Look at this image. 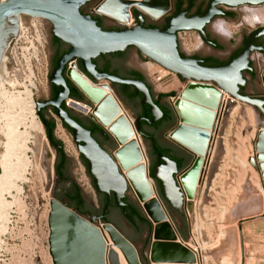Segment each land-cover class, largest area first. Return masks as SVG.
<instances>
[{
	"label": "rangeland",
	"instance_id": "rangeland-1",
	"mask_svg": "<svg viewBox=\"0 0 264 264\" xmlns=\"http://www.w3.org/2000/svg\"><path fill=\"white\" fill-rule=\"evenodd\" d=\"M174 1L176 2V0H172V2ZM208 1L205 0L206 5ZM84 8L86 13L90 12V7L86 5ZM170 13L160 19L147 16L148 21L151 24H164L165 19L170 16ZM27 17L32 18L21 15L20 19L23 20ZM102 17L106 21L107 26L119 25L113 19ZM42 20L46 29V38L44 46H42V57L44 63L48 65L49 73L46 76V70L44 69L41 74H38V76L40 75L38 78L39 92L35 90L33 92L35 101H45L48 99L51 84L50 74L54 67L53 62L50 60L54 36L50 31V23L44 19ZM236 23L238 25L237 41L242 45V41L248 33L258 27L264 26V3L261 5H245L238 8ZM129 24L130 26L137 24L134 16L131 18ZM216 25L217 19L210 24V28L214 34L220 36L229 46L231 43V35L224 37L219 34L220 31ZM27 31L24 32L25 35ZM193 34L191 33V35ZM195 35L198 37V34ZM183 36L182 39L178 38V40L180 50L184 54L192 55L197 53L205 55L203 51L197 49L199 47L198 44H196V51H194L193 47L188 49L187 42L190 40V35L183 34ZM28 37L29 39L31 38V36ZM254 53H252L251 58H253ZM216 54H220L223 60L228 56L227 51L216 52ZM147 61V64L140 62L136 55V49H132L126 65L145 66L155 90L166 93L171 91H177L178 94L181 93L187 81H178L177 78L174 79L176 82L173 81V78L176 76L172 72H170L171 78L170 76L169 78H165L168 74L166 69L148 58ZM76 62L83 69L80 59H76ZM253 65L255 70L258 67V73L260 74L263 70V68L261 71L259 69L260 63H257L255 60ZM68 67L69 64L67 65V69ZM159 72L160 80L156 74ZM245 76L249 81L243 87V91L264 96V85L259 75L252 76L248 72H245ZM109 82L95 81L96 84L102 85L104 88H106L105 85H110ZM4 86L5 92L7 93L1 99L0 103V264H57V245L53 243L52 235V222L54 223L55 216L58 213L53 201L55 199L53 196V187L56 181V151L49 142L44 123L38 112L37 115L41 120L40 127L47 144L53 152V157L52 152L50 153L51 155L49 154L45 158L41 157L42 159L40 158L41 155L37 156V153L30 152L26 156L27 160L24 159L23 161L24 157L19 156V151H16L17 153L15 152L14 144L11 146L12 151L9 150V145H11L8 143L10 129L14 127L12 121L15 118L19 119L18 113L22 111L15 105L18 100L15 101L13 99H15V95L17 97V92H23L25 88L18 85L15 86L14 84H5ZM222 93L219 90L217 94L222 97ZM83 96L88 103L81 102L92 107L94 114H97L95 110L97 108L96 102L90 100L85 94ZM119 101L124 109V112L121 109V114L125 115L130 123H133L135 112L129 104V97L120 98ZM226 102L223 110L221 112L219 110V118L217 126L214 129L209 160L207 159V164L203 167L204 174L197 187L194 199L187 202L183 215L174 210L168 202L166 203L170 209L173 221L182 230L181 244L194 250V264H264V220L256 221L254 219L255 216H262L264 214V185L259 170L249 163V157L251 156L253 158L257 155L254 143L261 128H264V115L260 114L251 105L238 100L231 99ZM220 103L221 100L218 103L219 105H217V109ZM121 105L119 104V107ZM15 108L16 110H13ZM9 111L14 116H16V112L17 117L10 116V119L6 115V113L10 115ZM85 115L91 116L92 113ZM46 116L55 120L56 129L54 134L63 142L66 153L77 156L78 153L75 150L72 132L66 129L52 108L46 111ZM30 120L28 117L27 119L25 118V122H22L23 120L20 121L23 123L24 128L20 125L19 127L17 126L18 129L33 134L34 130L29 127L31 124ZM129 134L126 135L125 138L127 139L124 141L122 138L120 139V137L116 136L114 144L108 142L104 144L112 156L117 159L120 168L133 184V180H131L129 175L131 171L128 170L126 172V168L131 163H138L142 158V152L140 144L137 142L139 145L137 146V143L135 141L133 142L132 138H128L131 137ZM140 140L145 152H148L149 155L150 149L148 142L142 137ZM121 152H125V154ZM255 163L258 165V161ZM141 164L142 166L144 165L142 161ZM25 166L26 168L24 169ZM6 170L9 173L7 174V178L3 180ZM72 172L74 177L89 192H93L89 185L85 169L81 165L75 164ZM143 172L147 176L145 166H143ZM148 176L150 178L149 171ZM158 190L160 192L159 187ZM130 192L131 195H134L132 189ZM61 222L62 224L74 226L67 219ZM240 223H242V232L239 228ZM93 226L95 227L93 231L95 236L87 235L91 231L85 229H81V234L89 236L88 238L90 239L96 237L97 241H100L104 245L105 237L101 232L99 224L94 222ZM124 232L129 237L134 235L130 230H125ZM90 241L94 243V240ZM113 241L115 242L114 239ZM85 243L89 246V242L86 239ZM242 245L244 247L243 251ZM137 247L144 254V260H148L147 262H149V253L143 252L141 243L138 242ZM144 260L142 262L146 263Z\"/></svg>",
	"mask_w": 264,
	"mask_h": 264
},
{
	"label": "water",
	"instance_id": "water-1",
	"mask_svg": "<svg viewBox=\"0 0 264 264\" xmlns=\"http://www.w3.org/2000/svg\"><path fill=\"white\" fill-rule=\"evenodd\" d=\"M90 1L92 0H5L1 2L0 63L8 44L14 43L19 33V16L23 14L45 19L51 25V34L69 45L68 52L59 57L50 74V82L56 87L59 86L60 90L56 91L54 98L35 101L36 109L38 113L42 107L46 106H51L55 110L56 115L61 118L66 128L72 132L78 150L88 161V167L95 178L97 189L108 194L109 190H113L118 205H123L121 198L124 196L126 181L112 154L101 147L92 136L91 131L82 126L62 107V103L68 98L77 101L70 97V88L63 71L71 60L80 59L84 71L95 81L106 79L112 83L134 86L138 92L143 93L142 102L150 104L154 119L161 115V111L153 102L149 89L143 81L121 78L115 74L99 71L93 60L99 55L123 51L129 46H133L145 58L179 75L187 83H185V87L174 105L181 122L175 136L199 153V156L183 175V179L187 181L186 198L188 201L194 199L204 174L203 167L207 164L210 155L215 110L221 98L217 94L219 90L229 93L235 100L251 105L264 115V96L242 91L249 81L245 72L251 75L255 72L254 61L251 58L252 53H264V26L251 31L240 53L219 66L204 65L202 64L203 60L193 55L185 54L182 56L178 33L180 31H196L204 42L215 46V43L208 38L205 30V27L215 17L224 16L226 7L261 5L264 0H209L201 14L191 13L190 9L193 5L191 3L189 8H177L174 15L168 16L164 21L165 26L163 28L145 26L144 16L148 15L137 8V13L134 16L138 23L131 27L126 24H119L123 27L118 30L103 29L90 13L82 11V7ZM130 1L132 2V0H99L95 7H105L109 12L117 9L123 12L130 5ZM142 1L157 7H161L167 2V0ZM123 16L124 21L128 20V15ZM259 37H262L261 42L263 44L257 45L255 41ZM66 76L81 90L72 79L70 68L66 70ZM261 81L264 85V69L261 72ZM105 87L108 88L107 85ZM84 101L87 102L86 99ZM118 106L115 103L116 109H120ZM107 117L109 118V116ZM100 120L102 121L101 118ZM136 129L140 130V120L136 122ZM124 134V136L127 135V133ZM50 137L52 136L50 135ZM254 144L257 152L255 157V160L258 161L257 168L262 171L261 176L264 179V128H261ZM53 148L55 149V147ZM121 153L125 154V152ZM162 158L164 163L156 165L153 175L160 179L161 190L168 203L174 210L183 215L188 201H185L173 177V173L176 171V163L165 157ZM166 172H168L167 182L164 180V173ZM53 201L58 210L55 216L56 221L52 222L53 243L57 245V264H105L103 243L97 241L96 237L88 238L94 235L93 223L99 221V218L77 213L66 201L57 198ZM65 219L74 226L62 224L61 221ZM105 225L112 226L121 241L126 244H134L127 240L112 223H105ZM170 228L172 231L169 238L176 240L175 231L172 227ZM239 228L242 232V223H240ZM81 229L91 231L87 233L89 236L81 234ZM153 238L149 252L152 264L157 257L163 259L170 257V253L163 251L160 243L157 242V240L162 239L157 226L154 227ZM85 239L89 242V246L86 245ZM90 240H94V243ZM181 248L185 263L194 264V250L184 245ZM172 254V258L174 257L172 260L178 258L176 253ZM135 259L139 264H148V262L143 263L136 255Z\"/></svg>",
	"mask_w": 264,
	"mask_h": 264
},
{
	"label": "flooded vegetation",
	"instance_id": "flooded-vegetation-1",
	"mask_svg": "<svg viewBox=\"0 0 264 264\" xmlns=\"http://www.w3.org/2000/svg\"><path fill=\"white\" fill-rule=\"evenodd\" d=\"M98 1L99 0H92L86 4L88 7H90L89 13L93 16V18L97 21V23L103 29H117V30L121 29L123 27L122 25L107 26L104 18L101 15H97V13L94 11V7ZM172 3H173V7L167 13L169 14L171 12L170 16L175 14L177 8H183V9L189 8L191 1L184 0L181 5H179L177 0L176 2L174 1ZM205 5H206L205 0H197L196 3H193L190 9L191 13L201 14L202 11L204 10ZM84 6L82 7V11L86 13ZM193 8L195 9L193 10ZM135 13H137V9H134V14ZM144 17H145L144 25L147 27L151 25L162 28V26L164 25L160 23L151 24L148 21V17L147 16ZM205 30L208 38L211 40L208 34V25L207 27H205ZM52 41L53 44L50 54V60L54 64V61L58 57V55L60 54L62 55L68 52L69 45L62 41L59 43L54 42V37ZM261 41H262V37H259L256 39L255 43L257 45L263 44V42ZM132 49H136V48L133 46H129L123 51L99 55L94 59V61L99 71H104L109 74H115L121 78L143 81L147 86V88L149 89L153 102L159 107L161 111V115H159L157 119H154V115L151 112L150 104L142 102L143 99L142 92H138L136 88L132 85H129L130 87L126 90L123 87V85H127V84L109 82L110 83L109 88H112V90L114 91V93L116 94L119 100L120 98L123 97H129L130 99L129 104L131 105L132 110L135 112V119L133 123L131 122V125H133L134 129H136V122L140 120V130L138 131L136 129L137 134L140 138L142 137L148 142L150 149L149 155L148 152H145L148 162L147 178L150 181H152V183L154 184L157 190L161 204L159 202L158 203L161 207V210L163 211V214L168 213V215L172 220L171 223L164 222V220H162V222L169 223L176 231V233L179 234L181 239L182 230L180 229L179 225H177V223L173 221V217L171 216L170 209L166 203L168 201L161 192V181L159 178L153 175V170L157 164L164 163V159L162 157L174 161L176 163V171L173 173V177L177 182V184L180 186L185 201L187 202L188 201V199L186 198L187 194H185V190L181 186L180 179L183 178L182 177L183 174H185V172L188 170V168L192 165V163L198 156L186 145H183L182 142L175 136V132L181 123L174 109V103H175L174 101H176L177 98H179L178 92L171 91L169 93H166L163 91L155 90L153 83L150 81L148 71L145 66L143 67V66L126 65L127 59ZM136 55L139 58L140 62H142L143 64H147L148 62L147 58H145L137 49H136ZM194 57L203 60L202 63H204L205 61V58L201 55H194ZM229 59H231V53L226 59H224L223 64H225ZM64 70L66 72L67 65ZM167 71L168 74L165 76V78H169L170 76L171 71L169 70ZM156 74H157V78L159 79L160 72ZM175 76L176 77L173 78V81L175 82L176 80L174 79L176 78L178 79V81L179 80L182 82L186 81V80H182L180 76L177 74H175ZM171 77L172 76H170V78ZM57 90H60V87L59 86L56 87L51 83L49 88V96L47 100L54 98ZM243 90L244 89H242V91ZM133 91H135V93H133ZM161 94H172V95L161 97ZM80 101L85 102L84 100H80ZM65 105L66 107L63 106L62 107L66 109L69 112V114L82 126H84L85 128L91 131L92 136L101 145V147H103L106 151L110 152L104 143L108 142L114 144V140L116 139L105 128L106 126L104 127V125L101 124L94 115L91 116L85 115L81 111H77L75 108L70 107L69 104H67L66 102ZM50 108L52 107L51 106L42 107L38 114L40 113L46 114V111H48ZM89 108L91 107L89 106ZM94 126H99L101 129V130L99 129V132L96 134L93 133L92 130ZM77 148L78 147L75 142L76 152H77ZM55 151L57 156L56 164H55L56 181L53 187V196L58 200L66 201L72 209H74L77 213L81 215L88 217H97L99 218V221L101 223L103 222L112 223L115 226H117L118 229L120 228L119 231L121 232V234L127 240L133 242L136 245L135 249H137V252L140 255V260L143 261L144 254L141 253L137 245L138 242L141 243L143 252H148V253L150 252L151 245L154 239L153 233H154L155 223L149 217L147 211L143 208V206L137 200V198L130 194V188L125 191L124 196L121 198V202L123 205H118L116 203L115 194L113 190H109V194H110L109 195L107 192L100 191L97 189L95 184V178L91 174L88 167V161L81 152L78 151L77 156L68 155L63 146L64 156L61 157L59 151L56 148ZM75 164L81 165L85 169V173L89 180V185L92 188L93 192H89V190L85 188V186L81 184L74 177L72 169L75 166ZM148 171L150 178L148 176ZM158 187L160 188L161 193L159 192ZM125 230L132 231L134 235L132 237L131 236L129 237L128 235H126V232H124ZM144 261L147 262L148 260L147 261L144 260ZM148 264H151L150 256H149Z\"/></svg>",
	"mask_w": 264,
	"mask_h": 264
},
{
	"label": "bare ground",
	"instance_id": "bare-ground-1",
	"mask_svg": "<svg viewBox=\"0 0 264 264\" xmlns=\"http://www.w3.org/2000/svg\"><path fill=\"white\" fill-rule=\"evenodd\" d=\"M3 1H5V0H1V2H3ZM169 2H170V4H169ZM114 6H113V8H114ZM159 6H161V5H159ZM172 7H173L172 0H167V2L164 3L161 7H157L156 5H152V4L149 5L147 3H144L142 0H132V2L130 1V5L123 12L121 10H118L116 7L115 8L117 10L114 9L115 11H113V12H109V10H107L105 7H100V8L94 7V11L98 12L100 14H103L108 19H113L118 24L130 25L129 23L131 22V18L134 16V9L139 8L146 15H148L154 19H160V18L165 17L166 14L169 12V10ZM123 15H128V20L124 21ZM20 16H19L20 30H19V34L16 36V39L14 41L15 42L14 48L10 47V45H12V44H10V43L8 44V47H7L5 53L2 57L1 63H0V103H1V99L4 98L6 93H7V92H5V86L4 85L5 84H8V85L14 84L16 86L17 85V77L21 72H23V67H22L20 60H19V57H18L19 53H18V47H17L16 42H19V40L21 39V36L24 34V32L26 30H28V31L34 30L36 28V25H37L34 20L40 19V17L30 16V17H32L31 19H33V21L25 22L24 19L23 20L20 19ZM34 55L37 58L39 56L36 49L34 51ZM27 59H29V58H27ZM27 65L30 68L29 61H28ZM9 66H11V67H9ZM151 68H153V67L151 66ZM70 69H71L72 79L81 88L83 94H85L90 100H93L96 102L97 108L95 110H96L97 114H94L92 107L89 108V106H87L86 104H84L81 101L77 102V101H73L70 98H68L66 100L68 101L69 106L75 108L77 111H81L83 114L92 113V115H94L97 118V120H99V122L104 125V127L106 126L105 128L115 137V139H116V136H118V137H120V139L122 138L124 141L127 139V138H125L126 136H124L125 135L124 133L129 134V132H130L131 134H129V136H131V137H128V138H130V139L132 138L133 142L135 141L136 143L138 142L140 144L143 158H141V159L139 158L140 160L138 161V163L137 162L131 163L129 165V167L126 168V172H128V170L131 171V173H129V175L131 177V180H133V184L131 183L129 178L126 176V174L120 168V165H119L117 159H115L114 157L113 158L115 159L116 164L119 166L120 172L122 173V175L126 181L125 191L129 188H130V191H131V189L133 190V193H134L133 196L136 197L137 200L141 203V205L147 211L149 217L154 221L155 226H157V228L159 230V233H160V236L162 237V239L157 240V242L160 243L163 251L170 253V257L168 259H165V258L163 259V258L157 257L154 260V264H162V263H164V264H185V257H184L183 249L181 248L182 244H181L180 236L174 230L175 235H176V240H172L169 238L170 237L169 235L171 234V231H172V229L170 228L172 226L169 223H171L172 220H171L170 216L168 215V213L163 214V211L161 210V207L159 205V203L161 204V201H160L159 195L157 193V190H156L154 184L152 183V181H150L147 178L146 174L143 172V166H145L146 169L148 166L145 151L143 149V146L141 145V140L137 134L136 129L133 128V125H131V123L126 118V116L121 114L122 112H124V109H123L121 103L119 102V99L117 98V96L114 93V91L112 90V88H109V85H108V89H107V88H104L102 85L96 84L95 80L87 72L85 73L84 71H82L79 68L77 62H75V64H71ZM100 81H108V80L102 79V80H99L96 82H100ZM161 84H162V82H161ZM30 85L33 86L34 85L33 82H30ZM26 86H27V88L24 89L23 92H17L18 98L15 95V99H13L15 101L18 100L17 103H15V105H17L18 108L20 110H22L21 113H18L19 119L15 118V117H17L16 112H15L16 116H14L12 113H10L11 111H9L10 115L8 113H6V115L10 119H11V117H14L16 119V120L14 119L12 121L14 127H11V129H10V138L8 140V143L11 145H9V150L12 151L11 146L14 144L15 152L19 151L18 152L20 154L19 156L24 157L23 161H24V159L27 160L26 156L30 152L37 153V156L41 155L40 158L41 157L45 158L52 152L51 148L49 147V145L46 142L45 136H44L43 131L40 127V121L38 120V116H37L36 102H35V99L33 97V95H34L33 90L30 89L28 85H26ZM184 87H185V85H184ZM184 87H183V89H184ZM222 92L223 93H222V97L220 99L221 100L220 106H218V109L215 110V112H216L215 124H214L213 129H212L211 141L213 139L214 129L216 128L217 123H218L219 110H220V112H221V110H223L226 101L234 99L231 97V95L229 93H227L225 91H222ZM115 103H118V105L119 104L121 105L120 109L115 108ZM21 104L24 106H22ZM174 105H175V103H174ZM0 109H1V106H0ZM121 109H122V112H121ZM13 110H16V108ZM20 110H19V112H20ZM99 116L103 122L100 120ZM107 116H109V118ZM28 117L31 119L30 120L31 124L29 125V127L34 130L33 134H30V133L25 132V131H20L18 129V127L23 124L20 121L23 120L22 122H25L24 121L25 118L27 119ZM20 119H22V120H20ZM60 120H61V118H60ZM8 123H10V122H8ZM21 127H23V125ZM133 135H134V137H133ZM133 138L136 139L137 141L134 140ZM73 139H74V137H73ZM138 143H137V146H139ZM182 144L186 145L185 143H182ZM76 145H77V143H76ZM186 146L189 149H191L194 153H196L197 156H199V153L196 149H194L188 145H186ZM78 151L79 150L77 148V152ZM79 152H81V151H79ZM52 157H53V152H52ZM21 160H22V158H21ZM128 161H130V160H128ZM141 161L144 164L143 166L141 164ZM28 162H30V161H28ZM5 168H7V167L5 166ZM25 168H26V166L24 167V169ZM21 170H22V166H21ZM8 173H9L8 170H6V172L3 176V180H5L7 178ZM167 173L168 172L164 173L165 182H167ZM180 181H181V186L184 188L185 194H186L187 193V184H186L187 181H186V179H183V178H181ZM176 184H177V182H176ZM179 188H180V186H179ZM180 191H181V188H180ZM124 194H125V192H124ZM164 215H165V217H164ZM162 220H164V222H169V223H164V222H162ZM97 223L99 224V226L101 228V232H102L103 236L105 237V243H104V247H103L104 248L105 264H139L137 262V260L135 259V255L140 258V255L137 252V249H135V246H136L135 244H126L125 242L121 241L119 236L117 235L116 231L114 230V228L112 226L105 225V223H101L100 221H97ZM169 228H170V231H169ZM113 239L115 240V242L113 241ZM172 253H176V256H178V258L172 260L174 258V257L172 258V255H173Z\"/></svg>",
	"mask_w": 264,
	"mask_h": 264
},
{
	"label": "crops",
	"instance_id": "crops-1",
	"mask_svg": "<svg viewBox=\"0 0 264 264\" xmlns=\"http://www.w3.org/2000/svg\"><path fill=\"white\" fill-rule=\"evenodd\" d=\"M242 6H245V5H242ZM242 6H239V7H226L225 8L226 13L233 14L232 17L231 16L224 15V16H217V17L214 18V20L217 19V25L216 26H217L218 30L220 31L219 34L223 35L224 37H229L231 35V43H230L231 45L229 44V46H228L227 43L224 42L225 40L223 41L220 38V36H217L216 34H214L213 30L210 28V24L212 22H214V20H212V22L210 24H208V34H209V36H210V38H211V40H212L213 43H215V44L218 43V44L222 45L223 48H217L215 46H212V45L204 42L202 40L201 36L199 35V33L196 32V31H186L185 33H183L184 35H188V34L190 35V37H189L190 40L187 42L188 43L187 44L188 49H191L190 47H193L194 48V51H196V48H197L196 44H198L199 47L197 49H199V50H201V51H203L205 53V55H201V54H197V53L196 54H192V55L193 56L194 55H201L204 58H206V57H212V58H215L217 60L224 61L220 57V54H216V52H226L227 51L228 52V56L231 53V57H232V55L237 50L241 49L244 46V42H245L247 36L249 35V33H248V35L245 37V39H243L242 45H240L238 43V41H237L238 40V37H236V35H237V29H238V25L236 23V18H237V9L240 8V7H242ZM194 9L195 8H193V10ZM191 33H194V34L191 35ZM183 34L181 35V39L184 37ZM195 34H198V37H196ZM200 41H201V43H200ZM252 59H253V61L256 60L257 63L258 62L260 63V66H259L260 71L262 70V68L264 69V53L255 52ZM258 72L259 71H258V67H257V69L252 74V76H256V75L258 76L259 75V78H261V73L259 74ZM255 162H257L255 160V157L252 158L250 156L249 157V163H250V165H254L257 168V164ZM259 172L262 174V171L259 170ZM262 181H264V179ZM254 219L256 221H263L264 220V216H255ZM243 250H244V247H243L242 251Z\"/></svg>",
	"mask_w": 264,
	"mask_h": 264
},
{
	"label": "built area",
	"instance_id": "built-area-1",
	"mask_svg": "<svg viewBox=\"0 0 264 264\" xmlns=\"http://www.w3.org/2000/svg\"><path fill=\"white\" fill-rule=\"evenodd\" d=\"M25 22H31L33 21V19H30L29 17L24 19ZM36 22V28L34 30H29L26 32V35H22L21 39L19 40V42L17 43V47H18V57L20 60V63L23 67V72H21L18 77H17V85L21 86L23 88H27L26 85L29 86L30 89L39 92V76L38 74H41V72H43L42 70H46V76H48V65H46L44 63V59L42 57V46H44V41L46 38V34H45V26L43 25V20L42 19H35L34 20ZM134 21V19H133ZM132 21V24H133ZM131 24V25H132ZM26 26V25H25ZM129 27H131L130 25H128ZM186 31H180L178 33V38L181 39V35L183 33H185ZM28 36H31V38L29 39ZM39 39V40H38ZM27 43V45H25ZM15 42L12 43V45H10L11 48H14ZM35 49L38 52V58L35 57L34 55V51ZM29 58V59H27ZM30 63V68L28 67L27 63ZM76 62V59L72 60L69 63V67L71 64H74ZM46 66H45V65ZM48 71V72H47ZM30 82H33V86L30 85ZM66 103L68 104V101L65 100ZM38 116V115H37ZM49 118V117H48ZM39 119V117H38ZM39 121H41L39 119ZM41 123V122H40Z\"/></svg>",
	"mask_w": 264,
	"mask_h": 264
},
{
	"label": "trees",
	"instance_id": "trees-1",
	"mask_svg": "<svg viewBox=\"0 0 264 264\" xmlns=\"http://www.w3.org/2000/svg\"><path fill=\"white\" fill-rule=\"evenodd\" d=\"M184 0H177V2L179 3V5H181L182 4V2H183ZM191 1V3H196V1L197 0H190ZM225 15H227V16H233V14H231V13H226L225 12ZM165 25H163L162 26V28L164 27ZM149 27H152L151 25H149ZM54 42H56V43H59V42H61V40H59L57 37H54ZM215 47H217V48H223V46L222 45H220V44H218V43H216L215 44ZM243 49V47L241 48V49H239V50H237L233 55H232V57H235V56H237L239 53H240V51ZM61 55V54H60ZM60 55H58V57L55 59V61H54V66H56V64H57V61H58V59H59V56ZM181 55L182 56H185V54L184 53H181ZM231 57V58H232ZM93 62H95L94 60H93ZM202 64H207V65H209V66H218V65H221V64H223V61H220V60H217V59H215V58H212V57H206L205 58V61H204V63H202ZM81 67H82V65H81ZM80 68V67H79ZM82 71H84V69H82V68H80ZM85 72V71H84ZM86 73V72H85ZM63 74H64V76H65V78H66V80H67V84H68V86H69V88H70V97L71 98H73V99H75V100H83L84 99V96H83V93L81 92V90L66 76V72H65V70L63 71ZM123 87L127 90L130 86L129 85H123ZM133 93H135V91H133ZM132 93V94H133ZM168 95H172V94H161V97H164V96H168ZM66 102V101H65ZM65 102H63V104H62V106L63 107H66V105H65ZM54 112H55V110H54ZM39 116H40V118H41V120L43 121V123H44V126H45V129H46V133H47V136H48V138H49V142H50V144L53 146V147H55L58 151H59V153H60V156L61 157H63L64 156V152H63V142L61 141V140H59L56 136H55V134H54V131H55V129H56V122H55V120H52V119H50V118H48L47 116H46V114H44V113H40L39 114ZM99 129H100V127L99 126H94L93 127V133H98L99 132ZM101 130V129H100ZM50 135L52 136V137H50Z\"/></svg>",
	"mask_w": 264,
	"mask_h": 264
}]
</instances>
